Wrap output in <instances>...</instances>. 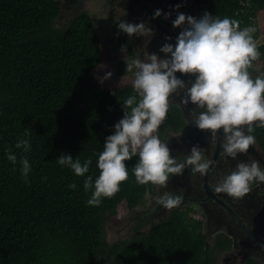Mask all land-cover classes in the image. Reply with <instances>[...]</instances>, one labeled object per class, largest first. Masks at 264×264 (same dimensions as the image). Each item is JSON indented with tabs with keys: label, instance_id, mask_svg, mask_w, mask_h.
I'll use <instances>...</instances> for the list:
<instances>
[{
	"label": "trees",
	"instance_id": "trees-1",
	"mask_svg": "<svg viewBox=\"0 0 264 264\" xmlns=\"http://www.w3.org/2000/svg\"><path fill=\"white\" fill-rule=\"evenodd\" d=\"M196 1L211 14L239 20L241 27L264 9V0ZM61 12V0H0V264H216L212 252L227 247V239L210 244L201 222L185 209H173L151 226L139 222L131 238H105L117 204L124 201L132 209L153 190L151 183L136 182L135 156L125 162L128 179L98 206L86 204L91 192L83 187L85 176L99 174L98 153L123 115V99L134 94L129 83L104 87L94 73L132 51L117 26L115 37L128 51L114 55L86 10L68 14L59 25L57 20L66 19H59ZM257 49L264 59V42ZM180 119L170 106L156 133L161 140ZM253 134L264 149V127ZM21 138L32 144L27 153L16 147ZM6 150L17 154L15 165ZM61 153L81 162L91 158L89 172L77 176L61 167ZM21 155L32 165L28 182L20 172ZM72 182L76 189L68 187Z\"/></svg>",
	"mask_w": 264,
	"mask_h": 264
},
{
	"label": "clouds",
	"instance_id": "clouds-1",
	"mask_svg": "<svg viewBox=\"0 0 264 264\" xmlns=\"http://www.w3.org/2000/svg\"><path fill=\"white\" fill-rule=\"evenodd\" d=\"M179 7L180 4L174 6ZM162 11L155 9L153 18L161 16ZM163 15L167 18L171 13ZM172 25L182 27L174 43L166 36L158 52L144 51L143 58L125 60V72L133 76L134 94L123 99V115L112 125L114 131L106 136L98 153L99 174L95 179L92 175L84 178V190L91 192L87 205L98 206L102 198L111 197L119 190L121 182L129 176L125 162L134 156L138 159L132 173L139 184L166 187L170 175H180L186 167L193 174L207 172L211 161L203 158L199 144L192 145L184 160L178 162L168 142L156 134L168 115L173 94L180 96L183 105L195 106L189 110V123L210 133L213 141L222 133L219 141L224 156L236 159L238 154L247 153L249 146L255 144V129L264 127V75L253 78L248 71L259 55L253 36L255 25L241 27L235 18H221L207 11L199 18L177 12ZM117 28L129 37L133 34L147 37L145 43L153 35L152 28L143 21L121 20ZM121 51L126 53L127 46L121 45ZM177 73L191 75L185 80ZM111 75L107 72L105 78ZM16 147L27 153L32 144L29 139L21 138ZM6 157L13 165L17 163L15 152L6 150ZM56 163L77 176H84L92 160L81 162L78 157L61 153ZM19 164L28 182L32 165L26 155L20 156ZM253 181L264 182V167L255 159L237 160L234 169L221 175L214 190L239 198L249 192ZM68 187L76 189L77 185L72 182ZM183 198L182 193L164 191L156 203L171 209L179 206Z\"/></svg>",
	"mask_w": 264,
	"mask_h": 264
},
{
	"label": "flooded vegetation",
	"instance_id": "flooded-vegetation-1",
	"mask_svg": "<svg viewBox=\"0 0 264 264\" xmlns=\"http://www.w3.org/2000/svg\"><path fill=\"white\" fill-rule=\"evenodd\" d=\"M83 1L61 0L62 12L59 18L63 17L65 10L68 14L83 10L81 7ZM102 3L105 4H102L103 8L106 6L109 13L115 14L116 19L112 27L117 26L121 20L130 23L143 21L153 30L152 38L147 43H145L147 37L136 34L129 37L122 32V36L128 38L132 51L128 54L129 58L140 56L143 58L144 51L158 52L160 46L165 43L166 36L171 37L169 42L174 43L175 37L182 30V27L172 25L177 12L199 18L208 10L196 0H102ZM177 4L181 5L179 9L174 8ZM157 8L163 10L162 14L153 18V12ZM166 12L171 13L167 18L163 15ZM110 29L115 37L113 28ZM114 41L121 47L116 37ZM177 75L187 80L191 74L177 73ZM130 78L133 79L132 74ZM172 105L178 109L180 125L176 130L167 129L162 141L168 142L171 154L178 162L184 160L192 145L199 144L203 158L211 163L204 175L193 174L190 167H186L180 175L171 174L166 187L153 184V190L147 192L151 208L148 212L139 213L151 226L160 216H166L173 209L192 211L199 217L197 221L201 222L202 231L210 244L213 245L219 238L227 239L228 246L217 251L221 252L219 264H248L253 261L264 264V182H251L249 192L239 198L214 190L221 175L234 169L237 160L247 162L255 159L260 162L261 167H264V149L259 148L255 141L254 145L249 146L247 153L238 154L236 159L224 156L219 141L222 133H218L217 139L213 141L210 133L189 123L191 121L189 110L193 109L194 105L191 103L183 105L180 96L175 94L170 98V106ZM164 191L182 193L184 198L180 205L171 209L158 205L156 198Z\"/></svg>",
	"mask_w": 264,
	"mask_h": 264
},
{
	"label": "rangeland",
	"instance_id": "rangeland-1",
	"mask_svg": "<svg viewBox=\"0 0 264 264\" xmlns=\"http://www.w3.org/2000/svg\"><path fill=\"white\" fill-rule=\"evenodd\" d=\"M102 0H84L81 4L83 10H86L90 15L92 24L98 36L103 40V44L106 45L114 55H118L121 52V47L118 46L116 41H114V35H112V24L114 23L115 14H111L107 11L106 6L103 8ZM105 5V4H103ZM67 10H65L64 16L66 19L57 20L56 24L61 25L67 20ZM60 19V18H59ZM251 25L256 27L255 42L256 45L264 42V9L256 13V17L253 18ZM116 58V57H115ZM130 59L128 56L117 57L114 62L106 63L98 67L94 73L99 79H102V85L104 87H110L114 85H123L126 83L131 84V73L126 71L125 60ZM250 75L255 78L257 75H261L264 70V59L258 55L257 59L252 61L249 66ZM107 72H111L112 75L108 78L106 82L104 75ZM146 193L144 198L132 209L128 208L124 201H121L116 206V216L113 217L104 226L105 238L111 242L118 239L131 238L134 235V228L145 220L142 214L139 212H148L151 208V201L147 198ZM146 197V198H145ZM150 203V204H149ZM183 208V207H181ZM188 212V211H187ZM191 219L198 220L199 217L192 211L187 214ZM157 217H155L156 219ZM145 222V221H144ZM145 224L141 228L145 229ZM216 241V240H215ZM214 241V242H215ZM212 256L215 259L216 264L220 262L221 252L213 251Z\"/></svg>",
	"mask_w": 264,
	"mask_h": 264
}]
</instances>
